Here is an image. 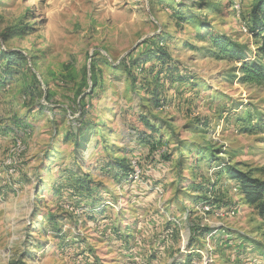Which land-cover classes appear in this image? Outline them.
<instances>
[{
  "label": "rangeland",
  "instance_id": "1",
  "mask_svg": "<svg viewBox=\"0 0 264 264\" xmlns=\"http://www.w3.org/2000/svg\"><path fill=\"white\" fill-rule=\"evenodd\" d=\"M178 1L255 58V0H0V49L26 56L0 85V264L264 263V215L216 173L264 179V87L212 58L202 28L177 25ZM161 40L170 59L156 66ZM132 52L134 80L119 64ZM122 157L137 181L117 178ZM199 174L210 211L186 186ZM190 223L216 240L192 239Z\"/></svg>",
  "mask_w": 264,
  "mask_h": 264
},
{
  "label": "trees",
  "instance_id": "2",
  "mask_svg": "<svg viewBox=\"0 0 264 264\" xmlns=\"http://www.w3.org/2000/svg\"><path fill=\"white\" fill-rule=\"evenodd\" d=\"M196 4V3H194ZM177 8H172V14L176 20V24H194L200 29L201 33L197 35L199 40H205L208 44V54L216 59V60H226L229 63H237L239 64L236 71L239 73L238 81L242 84H251L257 87H264V0H255L254 4L249 13V19L246 23V27L249 33L253 35L257 39L256 47L257 50L255 52L254 59L247 58V47L245 44L240 43L237 40H234L230 37L219 35L215 33L209 24L206 23L204 19H201L200 15L195 13L194 9L195 6L186 7L180 1L176 2ZM185 8V9H184ZM9 29L5 30L4 32L0 33V39L6 42L9 39ZM166 37V36H164ZM146 43V41L144 42ZM153 57L155 58V65L163 66L166 61H169V55L163 50V43L162 40L152 48L151 51ZM134 52L129 53L125 56L119 64H122L126 71L130 73V68L136 65V60L134 59ZM0 58H2V64H0V85L4 83V79H6V75L9 74L11 71H15L16 67L20 65L21 62L26 61L25 54L17 49H9L6 50L0 49ZM18 70V69H17ZM90 72V81L93 83L96 79V70L95 66L91 64L89 68ZM132 76V80H134L133 74L130 73ZM28 95L34 96L35 93L28 90L25 91ZM159 105V103H156ZM145 125L148 126V129L154 131L155 128L149 124L148 121H145ZM80 136L78 134L74 135V142L75 146H78V141ZM142 142H147L149 144V138L146 137L144 139L141 138ZM205 152H211L210 150L203 149ZM180 156H182L180 154ZM208 156H212V161L219 160L218 158L214 157V155L209 154ZM204 156L202 160L209 161L210 157ZM165 157H167L165 155ZM216 159V160H215ZM115 163L114 167L118 170L117 171V178L122 181L127 180L129 182L133 181L131 175L133 174L132 164L125 158L122 157L120 159H116L113 161ZM195 169L198 168V160L194 161ZM216 173L218 176L226 175L228 179L234 181L238 187L240 194L243 196V199L247 202V204L251 206H255L259 213L264 215V179H259L257 177H253L249 171H242L241 169L237 168L236 166H232L230 164H223L222 168L219 169ZM182 179V177L180 176ZM198 180H187L188 185L193 186L196 191H200L202 195H198L194 197V204H198L199 206L208 205L214 207L216 204L214 197L211 195L213 191V185L210 186L211 182H206L205 177L203 174H199L196 176ZM78 186H83V183L79 181ZM89 214L88 217L93 218L94 213H85ZM189 226V234L191 238L194 240L197 238H201L204 235H210L212 240H216V234H213L212 227L208 226H199L194 223H190ZM124 239V243L129 244L130 240L133 238L130 234H125L121 236ZM119 240V239H117ZM129 245H127L128 247ZM195 257L194 255L189 252L184 256V264H192Z\"/></svg>",
  "mask_w": 264,
  "mask_h": 264
},
{
  "label": "built area",
  "instance_id": "3",
  "mask_svg": "<svg viewBox=\"0 0 264 264\" xmlns=\"http://www.w3.org/2000/svg\"><path fill=\"white\" fill-rule=\"evenodd\" d=\"M132 180L137 181L138 180V172L135 170H133V174L131 175ZM236 190V189H235ZM201 211L205 212V211H210V206L208 205H203L201 206ZM223 215V214H222ZM131 264H142L139 262H132ZM260 264H264V263H260Z\"/></svg>",
  "mask_w": 264,
  "mask_h": 264
},
{
  "label": "crops",
  "instance_id": "4",
  "mask_svg": "<svg viewBox=\"0 0 264 264\" xmlns=\"http://www.w3.org/2000/svg\"><path fill=\"white\" fill-rule=\"evenodd\" d=\"M191 225V224H190ZM201 226H204V225H201ZM206 226V225H205ZM210 226V225H209ZM188 233H189V226H188ZM143 264V263H142Z\"/></svg>",
  "mask_w": 264,
  "mask_h": 264
}]
</instances>
